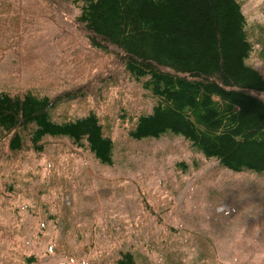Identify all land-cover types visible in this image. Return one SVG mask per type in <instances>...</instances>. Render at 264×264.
I'll return each instance as SVG.
<instances>
[{
	"label": "rangeland",
	"instance_id": "1",
	"mask_svg": "<svg viewBox=\"0 0 264 264\" xmlns=\"http://www.w3.org/2000/svg\"><path fill=\"white\" fill-rule=\"evenodd\" d=\"M240 1L249 63L264 74V0ZM79 14L72 2L0 0V90L61 97L53 121L94 112L115 142L108 165L64 138L39 153L0 137V264H117L123 251L139 264H264V175L222 168L181 135L132 137L155 101Z\"/></svg>",
	"mask_w": 264,
	"mask_h": 264
},
{
	"label": "trees",
	"instance_id": "2",
	"mask_svg": "<svg viewBox=\"0 0 264 264\" xmlns=\"http://www.w3.org/2000/svg\"><path fill=\"white\" fill-rule=\"evenodd\" d=\"M57 1L77 5L94 46L121 51L125 71L154 99L132 137L181 135L222 168L264 175V74L249 63L255 45L240 0ZM60 98L0 90V137L11 135L14 152L30 143L39 153L47 139L64 138L114 165V139L96 113L51 119ZM34 262L29 256L24 264ZM117 264L139 263L123 251Z\"/></svg>",
	"mask_w": 264,
	"mask_h": 264
}]
</instances>
